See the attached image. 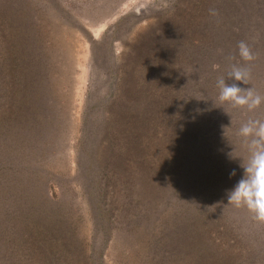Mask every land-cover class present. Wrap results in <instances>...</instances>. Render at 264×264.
Listing matches in <instances>:
<instances>
[{
	"label": "rangeland",
	"instance_id": "374dc122",
	"mask_svg": "<svg viewBox=\"0 0 264 264\" xmlns=\"http://www.w3.org/2000/svg\"><path fill=\"white\" fill-rule=\"evenodd\" d=\"M38 1L40 34L52 52L46 94L59 119L47 133L57 142L45 184L65 204L86 252L74 263L219 259L222 245L188 236L172 204L195 100L206 103L210 88L219 89L218 71L241 61L237 44L250 46L264 27V0ZM249 232L259 252L264 227Z\"/></svg>",
	"mask_w": 264,
	"mask_h": 264
},
{
	"label": "trees",
	"instance_id": "16d2710c",
	"mask_svg": "<svg viewBox=\"0 0 264 264\" xmlns=\"http://www.w3.org/2000/svg\"><path fill=\"white\" fill-rule=\"evenodd\" d=\"M37 4L0 0V264H75L74 258L86 252L61 210L65 204L45 184L44 166L57 142L47 133L59 119L52 115L58 103L46 94L52 52L40 34ZM250 47L254 60L238 63L250 70L247 85L229 80V69L218 73L228 84L264 95V27L258 28ZM219 91L210 88L206 103L195 100L191 109L192 140L182 157L173 214L184 218L182 227L187 225L191 238L203 233L222 245V256L209 264H240L244 259L264 264V245L253 253L249 232L264 223L246 207L228 205V194L245 174L242 160L249 155L239 128L249 119L264 120V104L252 112L235 108L219 102Z\"/></svg>",
	"mask_w": 264,
	"mask_h": 264
},
{
	"label": "clouds",
	"instance_id": "9594fccd",
	"mask_svg": "<svg viewBox=\"0 0 264 264\" xmlns=\"http://www.w3.org/2000/svg\"><path fill=\"white\" fill-rule=\"evenodd\" d=\"M237 50V55L246 64L254 60V54L247 41H239ZM250 76V70L246 65L238 63L232 64L228 73L229 80L246 85ZM217 87L220 90L218 96L220 103L228 102L232 107L246 108L249 112L264 104V95L252 87L242 89L237 83L228 84L223 77L217 79ZM238 135L243 138L249 155L247 160H242L241 167L245 174L228 194V205L246 207L255 220L264 223V120H247L241 124ZM231 155L233 156V153ZM232 175H235L234 171Z\"/></svg>",
	"mask_w": 264,
	"mask_h": 264
}]
</instances>
